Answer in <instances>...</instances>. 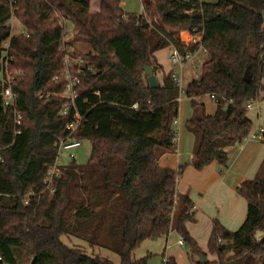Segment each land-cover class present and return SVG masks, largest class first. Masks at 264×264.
Here are the masks:
<instances>
[{
	"label": "trees",
	"instance_id": "trees-1",
	"mask_svg": "<svg viewBox=\"0 0 264 264\" xmlns=\"http://www.w3.org/2000/svg\"><path fill=\"white\" fill-rule=\"evenodd\" d=\"M91 5L0 0V55L9 39L11 68L22 71L13 91L24 118L14 135L12 110L2 108L0 98V264H18L16 253L30 264H115L67 246L63 236L107 250L119 264H148L149 256L134 260V251L171 232L184 240L189 260L206 258L187 229L196 222L194 205L176 191L185 166L159 165L175 150L179 89L169 74L150 89L144 67L155 75L161 69L155 53L169 47L183 56L206 53L198 78L183 88L194 111L185 124L195 141L191 166H226L230 149L252 131L246 105L264 91V0H147L140 15L125 13L120 0H99L95 12ZM11 13L22 33H11ZM60 17L71 23L74 42L91 49L75 51L94 73L77 89L83 121L74 135L90 141L91 153L83 165L73 159L62 167L50 193L43 180L56 162V139L67 135L71 120L58 115L63 100L56 95L66 81L54 80L63 71ZM183 32L200 41L185 44ZM205 98L215 103L212 115L205 113ZM236 194L246 201V217L233 232L214 221L207 253L216 259L205 264H264V162Z\"/></svg>",
	"mask_w": 264,
	"mask_h": 264
},
{
	"label": "crops",
	"instance_id": "crops-1",
	"mask_svg": "<svg viewBox=\"0 0 264 264\" xmlns=\"http://www.w3.org/2000/svg\"><path fill=\"white\" fill-rule=\"evenodd\" d=\"M186 33L188 32H184V34ZM166 49L169 51V57L171 47ZM158 52L155 53V59ZM200 53L203 54V57L205 56L202 51H198V54L197 52L194 53L185 62L183 68L187 66L193 67L195 61L197 66L202 65L205 61L204 58L202 60H196L194 58L195 55H199ZM170 72L177 71L171 68ZM263 100L264 95L261 94L257 102ZM201 103L204 104L206 114L212 115L215 112L216 106L211 98H205ZM252 109L253 106L250 110ZM193 113L194 111L191 113L190 118H192ZM190 118L181 123L180 138H178L179 143L177 145L175 144L174 152L162 156L159 160V165L174 170L185 166L177 177L176 191L179 195L187 194L194 205L196 222L187 224V229L196 241L190 229L193 225L199 226L203 224L206 226L210 231L209 236L214 221H218L222 227L232 232L241 226L246 217L247 205L246 201L236 194V188L243 182L252 180L256 176L260 166L264 162V144L262 141H243L230 149L226 166L213 163L201 171H196L191 166L194 158L192 151L194 150L195 141L193 135L187 131L185 126ZM257 125V130L251 131L250 135L258 134L259 129H264L260 125V114H258ZM164 254L168 258H173L176 264H179L174 257L168 256L166 250H164ZM208 256L212 258L210 261L216 259L215 256L210 254Z\"/></svg>",
	"mask_w": 264,
	"mask_h": 264
},
{
	"label": "built area",
	"instance_id": "built-area-1",
	"mask_svg": "<svg viewBox=\"0 0 264 264\" xmlns=\"http://www.w3.org/2000/svg\"><path fill=\"white\" fill-rule=\"evenodd\" d=\"M39 1L46 2L47 0ZM14 4L15 2L11 1L8 6L12 9ZM13 17L14 15L13 13H11V19ZM123 17H125V15ZM59 24L62 31L59 49L63 53V71L62 74L59 77H55L54 80L64 79L66 81V85L64 90L56 95L63 100V105L58 115L60 117H70L71 115V120L66 125L67 135L65 137H57L56 139V144L58 146V155L56 158V162L54 166L47 172L43 180L45 189H48L50 193H53L52 185L54 179L61 175V168L64 167L60 165V155L65 154V156L72 161L74 159L73 150L79 148L81 145V142L74 139V135L77 133L83 121V116L79 114L76 107V101L78 99L77 89L81 82V78L85 76L86 73H94L93 69L87 65V63L83 60L81 56H75V51H78V49H76V43L74 42L75 34L71 23L68 20L60 17ZM180 38L181 41L185 44L197 43L200 41L199 37H195L190 33H186V41L182 38V33L180 34ZM9 41L10 40L8 39L6 42L3 43L1 47L0 98L2 108H10L12 110L14 135H19L22 131L24 118L23 115L16 108L17 95L13 91V85H15L17 78L22 75V71L12 70L11 68V64L14 58L10 54ZM204 54L206 56L205 52ZM192 55L193 54H186L185 56H183L175 48H171L168 57V62L171 67L180 71V74H177V72L169 73L175 86L179 89V102L181 101V98L185 96L182 87L181 70L183 69L185 62L189 60ZM39 97L42 98L43 95H40ZM252 106L253 103L251 102L246 105V109H251ZM177 125L178 123L175 120L172 124V128L175 132L177 129ZM263 132L264 129H259L258 134L249 135L246 139L253 141H262ZM24 204L28 205L26 200L24 201ZM177 244L183 247L185 243L184 240L180 238ZM161 264H171L169 258L166 255L162 258Z\"/></svg>",
	"mask_w": 264,
	"mask_h": 264
},
{
	"label": "rangeland",
	"instance_id": "rangeland-1",
	"mask_svg": "<svg viewBox=\"0 0 264 264\" xmlns=\"http://www.w3.org/2000/svg\"><path fill=\"white\" fill-rule=\"evenodd\" d=\"M183 1H189V0H183ZM200 1L208 4H214L217 2V0H200ZM120 3H121V8L125 13L140 15L143 12L142 6L146 5L147 0H120ZM97 7H99V0H92L90 11L95 12L97 10ZM10 26H11V33L13 35H17L20 32H22L21 24L14 17L10 20ZM182 38L186 41V34H183ZM76 47H77L76 49H78V51H80L82 54L91 51L88 45L76 44ZM168 52H169L168 49H163L159 51L156 55V60H157L156 62L161 67V69L158 70V72L155 74L156 78L159 81V84L162 82L163 77L167 76L170 73L172 68L167 59ZM195 56L194 58H196V60H202L203 58L205 60V56L203 57L202 53ZM195 66H197L196 61L193 67L187 66L181 70V79H182L183 88H186L188 83L191 82L193 79L198 78V75L200 74V70H201V65L197 66L196 68ZM175 71H177V74H180L179 70L175 69ZM262 95H264V91L262 92ZM192 112L193 109L190 106V101L187 98H185V96L182 97L181 101L179 102V115L176 120L178 123L176 129V139H175L176 145L179 143L178 138H180L181 123L187 120L188 118H190ZM246 114L252 122V127H253L252 131L254 130L256 131L258 128L257 125L258 114H260V125L264 127V100L253 103V109L252 110L247 109ZM244 141H249V140L245 139ZM90 153H91L90 141L88 140L81 141L80 147L73 150L75 163L78 165L85 164L90 157ZM71 162L72 161L69 160L65 156V154L60 155L61 166H67ZM190 229L192 230V234L193 236H195L201 251L203 253H207V240L210 232L209 229L203 224H200L199 226L193 225L192 228ZM261 237L262 234L260 232H257L255 238L259 240L261 239ZM179 239L180 237L177 234H175V232L174 233L171 232L167 238H160L155 241H145L141 244V246L138 249L134 251V253L132 254V258L134 260H139L141 258H145L149 256L147 261L148 264H161L163 258L162 255L164 253V250H166L168 256L174 257L179 264H201L200 258L193 257L190 260L187 259L186 256L187 251L185 246L181 247L177 244ZM62 241L69 247L79 248L83 250L86 254H88L91 257L100 256L103 258H108L109 260L113 261L115 264H119V258L115 254L107 250H98V249L92 250L83 241H80L75 238H67L66 236L62 237ZM16 258L18 264H30L29 259L24 254L21 255L16 253ZM205 259L206 261H210L212 258L211 256H208V254H206Z\"/></svg>",
	"mask_w": 264,
	"mask_h": 264
},
{
	"label": "water",
	"instance_id": "water-1",
	"mask_svg": "<svg viewBox=\"0 0 264 264\" xmlns=\"http://www.w3.org/2000/svg\"><path fill=\"white\" fill-rule=\"evenodd\" d=\"M144 75L147 77L150 89L159 88V86H160L159 81L156 78V76L154 75L153 70L150 66L144 67ZM199 258H200V263L205 264V262H206L205 257L201 255V256H199Z\"/></svg>",
	"mask_w": 264,
	"mask_h": 264
}]
</instances>
